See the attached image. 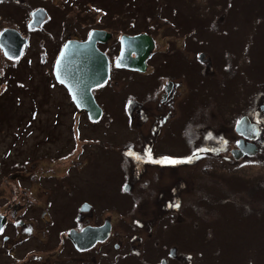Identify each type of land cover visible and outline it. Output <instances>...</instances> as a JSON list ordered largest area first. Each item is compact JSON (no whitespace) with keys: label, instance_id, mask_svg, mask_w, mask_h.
Listing matches in <instances>:
<instances>
[{"label":"rangeland","instance_id":"1","mask_svg":"<svg viewBox=\"0 0 264 264\" xmlns=\"http://www.w3.org/2000/svg\"><path fill=\"white\" fill-rule=\"evenodd\" d=\"M34 8H45L50 18L41 29L25 30L20 27L22 21ZM163 16L172 23H157L156 19ZM193 16L202 19L196 21ZM155 22L160 25L156 27ZM190 26L198 29L193 42L186 32ZM3 27L17 28L29 35L30 40L26 54L14 65H6L0 49V198L3 201L9 195L6 179L20 173L33 174V164L38 169L35 174L46 172L51 177L66 179L81 175L80 186H85L87 195H92L96 188L104 198L108 197L120 180L117 155L109 158L94 155L91 161L88 156L82 170L74 167L80 159L85 162L90 148L100 145L95 141L86 145L89 149L83 150L76 161L73 154L60 157L70 146L71 137L65 111L54 122L52 102L64 103L65 98L60 90L46 89L49 77L44 66L51 65L52 42L54 45L61 42L67 34L81 37L89 29L99 28L112 38V35L147 30L156 39L158 49L168 47L167 61L160 72L179 79L181 93L169 116L171 125L164 127L160 135L159 145L168 146L167 150L181 148L186 152L184 146L190 142L185 135L194 137L192 145L218 138L213 137L211 128L221 132L219 135L232 137L234 122L240 114L248 112L264 97V0H2L0 30ZM186 35L187 48L182 49V38ZM198 41H202L199 49L210 59V65L204 66L206 60L202 64L192 56ZM41 43L49 50L45 64L35 57ZM151 61L155 64L158 59ZM148 75H132L135 84L125 71L115 72L114 77L123 97L130 89L142 98ZM186 96L187 103H183L181 99ZM32 98L36 104L38 101L36 116L30 115L34 107ZM99 98L111 119L104 116L96 124H85L84 134H95L103 126L106 131L98 135L99 139H105V144L118 145L137 133L138 127L131 131L126 126L121 106L107 101L105 89ZM186 122L188 125L183 127ZM146 126L142 128L145 130ZM176 126L174 138L167 141L169 130H175ZM181 164L188 165H181L179 170L186 183L183 204L177 209L181 217L174 221L165 217L156 225L163 242L176 244L182 252L192 254L190 263L177 264H264V161L229 167L207 156L196 162L183 160ZM39 178V183L32 182L28 192L35 200L43 199L41 187H50V179ZM146 199L139 203L140 212L150 216L156 205ZM140 233L146 235V230Z\"/></svg>","mask_w":264,"mask_h":264},{"label":"flooded vegetation","instance_id":"2","mask_svg":"<svg viewBox=\"0 0 264 264\" xmlns=\"http://www.w3.org/2000/svg\"><path fill=\"white\" fill-rule=\"evenodd\" d=\"M29 17L25 16L20 26L25 30L41 29L50 15L47 13L42 23L34 27L27 25ZM192 18L198 21L196 19L198 17ZM156 22L168 25L172 23V20L163 16L161 19H156ZM156 22L157 27L160 24ZM175 22L181 27L177 20ZM17 30L20 32L19 29ZM197 30L195 26H190L186 30L191 36V42L196 40ZM87 32L81 37L67 34L55 45L52 42L51 65L44 66L49 77L46 89L50 90L49 92L60 90L65 98L64 103L52 102L54 122L58 121L61 112L65 111L67 114L65 116L68 118L69 137H71L70 146L61 153L60 157L73 154V160L76 161L83 150L86 152L89 149L90 146L86 147V145L95 141L100 145L90 148L87 154L85 153V162L80 159L74 167L82 170L88 162V156L91 161L94 155H98L99 158H101L99 155H104L106 158L117 155L118 158L116 157L115 160L119 167L120 180L116 181L114 193L104 198V194L96 188L93 189L92 195L85 194L83 190L85 186L83 188L82 185L80 186L81 175L66 179L65 176L51 177V174L46 172L35 174L38 169H35L34 164L33 174L20 173L6 179L9 187L8 199L3 201L0 198V217L2 218L0 264H177L184 261L190 263L189 255L192 254L182 252L176 244L167 245L163 242L157 234L156 226L157 222L165 217H169L171 221L181 217L177 209L183 204V189L186 183L179 170L181 165L188 166L181 163L183 160L196 162L207 156L229 167L243 165L246 162L264 161V97H261L248 112L240 114V116H246L248 123L254 126L255 130L244 127L243 132H238L235 130L236 122H234L232 137L226 134L219 135L221 132L208 128L213 137H219L192 145L194 137L185 135L190 142V145L184 146L187 149L186 152H182L181 148L167 150L168 146L159 145L162 138L160 135L164 127L171 125V120L168 122L169 116L175 109L178 94L181 93V81L171 76L172 74L160 72V67L167 61L168 47L166 50L158 49L156 39L150 32L139 31L148 34L152 40L151 49L144 58V67L139 70L119 67L115 64V57L119 51V36L112 35V38H109L110 34L106 39L98 41L96 46L107 58L108 74L104 82L90 88V93L100 108V113L92 119L84 109L78 108L69 88L56 81L52 72L53 60L62 43L68 38L84 39ZM20 33L26 37V43L15 63L20 62L30 43L29 35ZM187 38H189L187 35L182 38V49L187 48L185 41ZM200 43L202 41L195 43L196 50L192 56L194 55L202 64L206 60L204 66L210 65V59L202 53L203 50L199 49ZM40 48L35 57L45 64L49 59V50L43 43ZM224 53L228 54L227 51ZM152 58L158 59V62L154 64L151 61ZM28 60L30 62L29 58ZM119 70L127 72L133 84L135 83L132 75L150 74L144 82L147 90L142 98L130 89H127L126 97L122 96L120 87L116 85L118 80L114 77L115 72ZM104 89L107 101L121 106L126 126L131 131L133 127H138L137 133L119 141L118 145L105 144V139L104 141L99 139L98 135L100 133L103 135V131H106L102 128L103 126L89 136L82 132L85 124H96L104 116L111 119L103 101L99 98V94ZM32 100L34 107L31 108L30 115L36 116L38 101L36 104V99L32 98ZM187 100V96L181 99L183 103H187ZM41 101L44 103L45 99L41 97ZM142 125L144 127L147 125L145 130ZM186 125L188 122L183 127ZM182 128L180 131L184 135ZM177 131V126L175 130L170 129L167 141L171 142L174 138L173 133ZM230 141L231 144L228 146ZM236 141L251 144L254 150L247 153V148L245 150L236 147ZM232 149L238 153L237 156H233ZM39 177L50 179V187L47 189L41 187V192H44L43 199L35 200L28 192H31L32 182L39 183ZM137 190H141V193ZM146 197V200H153L156 205L151 209L150 216H144L140 212L142 205L139 203ZM105 202L107 205L103 206ZM137 204L139 205L136 209ZM56 205H58L57 208ZM142 229L146 230V235L140 233Z\"/></svg>","mask_w":264,"mask_h":264},{"label":"water","instance_id":"3","mask_svg":"<svg viewBox=\"0 0 264 264\" xmlns=\"http://www.w3.org/2000/svg\"><path fill=\"white\" fill-rule=\"evenodd\" d=\"M45 18L44 8H35L30 13L28 26L34 27ZM108 32L104 29L92 28L83 40L67 39L60 47L54 62L53 74L57 81L65 84L80 108H84L89 117L94 119L100 113L99 106L95 103L90 88L101 84L108 74V62L105 54L97 48L96 41L106 39ZM26 38L13 27H4L0 30V49L2 54L16 60L20 54ZM152 46L151 37L145 32L120 35V49L115 58V64L127 68L143 69L144 58ZM131 52L134 55H130ZM255 130L246 116H241L235 125L238 132L242 128ZM251 136V135H248ZM239 148H247L246 152L254 150L251 144L237 141ZM233 156H237L235 149L231 150ZM2 218L0 217V226Z\"/></svg>","mask_w":264,"mask_h":264},{"label":"trees","instance_id":"4","mask_svg":"<svg viewBox=\"0 0 264 264\" xmlns=\"http://www.w3.org/2000/svg\"><path fill=\"white\" fill-rule=\"evenodd\" d=\"M2 53V52H1ZM4 57V56H3ZM17 61V60H16ZM16 61H10L9 59H7V58H5V61L4 62H6V65H14V63L16 62ZM5 65V66H6Z\"/></svg>","mask_w":264,"mask_h":264},{"label":"snow or ice","instance_id":"5","mask_svg":"<svg viewBox=\"0 0 264 264\" xmlns=\"http://www.w3.org/2000/svg\"><path fill=\"white\" fill-rule=\"evenodd\" d=\"M168 162H170V163H175V162H177V161H168Z\"/></svg>","mask_w":264,"mask_h":264}]
</instances>
